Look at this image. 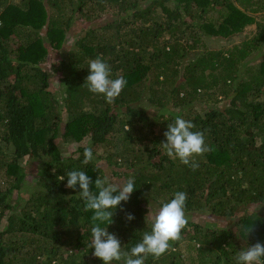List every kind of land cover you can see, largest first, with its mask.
Returning a JSON list of instances; mask_svg holds the SVG:
<instances>
[{
    "label": "trees",
    "instance_id": "16d2710c",
    "mask_svg": "<svg viewBox=\"0 0 264 264\" xmlns=\"http://www.w3.org/2000/svg\"><path fill=\"white\" fill-rule=\"evenodd\" d=\"M260 14L264 0H0V264H103L88 247L92 212L65 186L70 170L85 171L92 190L98 175L135 177L108 225L123 251L151 230L156 206L187 193L181 239L145 264H187L183 236L195 247L189 264H236L243 247L264 243ZM251 26L257 32L229 52L189 58ZM97 56L127 80L112 104L84 85ZM176 115L213 148L195 171L162 149ZM240 225L252 226L248 236Z\"/></svg>",
    "mask_w": 264,
    "mask_h": 264
},
{
    "label": "clouds",
    "instance_id": "9594fccd",
    "mask_svg": "<svg viewBox=\"0 0 264 264\" xmlns=\"http://www.w3.org/2000/svg\"><path fill=\"white\" fill-rule=\"evenodd\" d=\"M87 67L89 74L84 85L91 93L102 96L106 103H114L127 85V80L123 76L112 78L111 67L102 56L91 59ZM194 128L195 125L190 120L176 115L163 133L166 141L161 142L165 155L178 159L193 171L199 168L196 158L213 151L212 146L206 142L205 132L193 131ZM83 157L85 165L94 160L91 146L84 148ZM66 176L65 186L73 190L78 188L75 197L83 202L86 212H92L91 241L88 247L94 249L93 256L103 264L121 261L123 264H145L149 256L159 259L169 251L171 242L181 239L182 230L189 223L185 212L187 193L176 191L151 217V230L144 232L142 239L130 251H123L120 239L108 231V225L113 223V216L121 202L130 200L136 189L135 177H129L122 183H114L107 176L98 175L94 182L95 190H92L93 181L85 171L70 170L66 172ZM64 179V176H60L61 181ZM120 210L125 211L127 222L135 219L132 213L126 212L122 207ZM240 230L248 236L252 226L240 225ZM235 261L236 264H264V243L256 242L243 247L237 253Z\"/></svg>",
    "mask_w": 264,
    "mask_h": 264
},
{
    "label": "rangeland",
    "instance_id": "374dc122",
    "mask_svg": "<svg viewBox=\"0 0 264 264\" xmlns=\"http://www.w3.org/2000/svg\"><path fill=\"white\" fill-rule=\"evenodd\" d=\"M257 17L260 18V19H262V18H264V14H260ZM256 32H257V27L256 26H251V27H248L244 31V33L242 35H240L238 37H235L233 39H230L228 41H224V40H212V41L207 42L209 44H205V42L200 43L199 46H198V48H197V50L195 52L189 54V58L194 59V56H195L196 53H200V52H203V51H204L205 54H211L209 52H213L211 55H216V54H219L221 52L222 53H227L231 49H233L234 47L241 45V43L243 41H246V40L250 39ZM203 44H205L204 47H202ZM56 54H57V60H59L60 53H56ZM256 55H258V57L261 56V55H259V53H255L253 55V57L255 58ZM51 58L55 59V55L52 54L51 55ZM173 85H174V83L171 84V86H173ZM168 88H170V86ZM210 92H213L214 94H216V91L215 90L210 91ZM199 95H198L199 97L197 96V98L195 100V103L198 104V106H199V104L202 106V108L200 106H199V108H197V110L200 112L201 110H203L204 104H208V103L206 102V99H205L206 96H204V93L203 92L201 94H199ZM159 207L160 206H156L153 209L154 210L153 211V215L156 213V211L158 210ZM207 216H208V214L205 213V214H201L200 215V218L201 219L194 216L193 218H191V220H193L194 222H198L199 220L205 221L204 219H207ZM185 238L186 237L183 236V239L181 241L182 251H183V256L185 257L187 264H189V262H191L192 257H195V252L190 253L191 250H192V248L195 249V247H193L194 244L188 243Z\"/></svg>",
    "mask_w": 264,
    "mask_h": 264
}]
</instances>
